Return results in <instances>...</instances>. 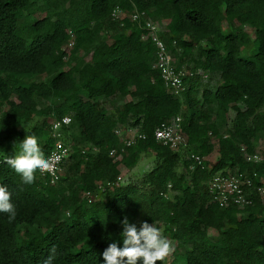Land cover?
Instances as JSON below:
<instances>
[{"label":"trees","instance_id":"1","mask_svg":"<svg viewBox=\"0 0 264 264\" xmlns=\"http://www.w3.org/2000/svg\"><path fill=\"white\" fill-rule=\"evenodd\" d=\"M116 7L127 14L121 20L112 17ZM135 11L162 25L177 67L196 73L181 96L151 67L155 45L130 19ZM119 96L128 100L111 112L104 100ZM0 109V185L17 212L11 222L0 213V264H103L110 243L123 247L126 217L138 228L162 225L189 246L169 264H264L262 198L223 208L207 188L232 169L256 173L255 185H264V162L242 153L264 139V0H0ZM66 115L72 122L63 137L74 131L79 142L60 181L52 186L37 171L32 185L23 184L6 159L26 135L47 158L51 121ZM174 116L182 118L185 152L155 137ZM118 124L145 135L120 160L110 154L121 146ZM187 152L212 159L191 171ZM146 154L154 165L140 183L107 185ZM169 183L177 193L170 200L161 194Z\"/></svg>","mask_w":264,"mask_h":264},{"label":"built area","instance_id":"2","mask_svg":"<svg viewBox=\"0 0 264 264\" xmlns=\"http://www.w3.org/2000/svg\"><path fill=\"white\" fill-rule=\"evenodd\" d=\"M125 13L120 7H116L112 11V17L114 19L121 20ZM130 19L139 24H143L144 34L143 39H151L155 45L154 59L151 61V67L160 72L161 77L164 81L167 91L174 96H181L188 88L185 78H195L196 73L191 71L186 66L180 68L176 65V59L171 56L165 41L162 39L160 33L163 31L161 24L152 20L148 17L146 12L135 11L130 14ZM143 21L144 23H141ZM74 45L73 38L68 42L67 47ZM200 75L204 80H207L208 75L200 72ZM3 110L0 109V117ZM67 121V122H66ZM72 118L68 115L61 119H55L52 124V132L55 138L54 147L46 159L51 158L53 162V173H39V175L47 179L48 183L52 186L58 184L61 179L63 170V164L68 160L72 154V147L68 145L63 137L62 129L71 124ZM115 133L120 138L121 146L119 148H113L110 151L111 156H114L116 160L123 158L127 149L135 145V143L144 139L145 135L139 134L138 131L133 127H127L122 124H118L115 128ZM155 137L158 141L164 145L170 146L176 151L185 152L188 147V138L184 134L182 126L181 116H174L171 119L163 122L155 130ZM83 152H86L83 150ZM242 153L245 160L249 163L258 164L264 162V153L260 151L249 152L245 146L242 147ZM59 156L60 160L56 162L55 158ZM186 157L190 160L189 169L194 171L197 167H204V161L206 160L203 156L187 152ZM9 159V158H8ZM6 159V160H8ZM256 173L249 174L247 172H240L238 169L228 170L225 174H217L210 178L207 183V188L212 196L213 201L218 203L223 208L230 206H237L239 208H245L253 204L255 194H258L264 203V185H255L257 178ZM263 180V178H261ZM123 176L119 177L116 182H108L107 185H118L123 183ZM104 190V186H101ZM162 196L165 199H173L174 193L172 191V184L169 183Z\"/></svg>","mask_w":264,"mask_h":264},{"label":"clouds","instance_id":"3","mask_svg":"<svg viewBox=\"0 0 264 264\" xmlns=\"http://www.w3.org/2000/svg\"><path fill=\"white\" fill-rule=\"evenodd\" d=\"M65 142L67 143L66 140ZM19 148V154L6 162L21 177L23 184L32 185L36 180L37 171L54 172L51 158H45L34 135H26ZM55 160L58 162L60 157L57 156ZM11 197L12 193L7 187L0 185V213H7L9 222L13 221L17 215ZM122 225L123 247L115 241L110 243L102 253L103 264H138V261H142V264H156V261H161L163 264L165 258L174 250L163 231L154 223L143 222L138 228L137 224L129 222L126 217Z\"/></svg>","mask_w":264,"mask_h":264},{"label":"rangeland","instance_id":"4","mask_svg":"<svg viewBox=\"0 0 264 264\" xmlns=\"http://www.w3.org/2000/svg\"><path fill=\"white\" fill-rule=\"evenodd\" d=\"M126 13H123V16H126ZM84 53L80 54L77 57V61H80L82 59H84L85 56H83ZM26 82H30V81H26ZM213 82H215V80H213ZM202 85L204 86V82L202 83ZM128 98H123V97H117L115 99H105L104 100V105L107 109H109L111 112H116L123 104H125L127 102ZM234 114L231 113L230 117L231 119L234 118L233 116ZM53 121V120H52ZM51 121V122H52ZM230 126L228 125V128ZM222 133L223 134H227L228 130L226 126H223L222 128ZM78 138V134L76 132H72V137H69V141H67V143L72 147L74 146L76 143H78L79 141ZM82 145H79V148H82ZM85 150H89L88 146L83 147L82 149ZM256 151H260L262 153H264V139L260 140L257 145H256ZM216 156V154H215ZM208 159H212V158H208ZM216 163V161H212L210 163V167H212L214 164ZM154 163H153V157L150 154H146L142 157V159L139 161V163L137 164V166H135L133 169H127V168H122V176L124 179V184H127L129 182H134V183H140L143 176L153 167ZM68 167V164L64 166L62 173L65 172V168ZM180 195V194H179ZM162 231L163 234L168 238V240L171 242V245L173 246V251L165 258V261L163 262V264H169L173 258H175L177 256L178 253H184L186 251L187 248H189V246H185L183 243L178 242L176 240H174L173 238H171V236L169 235V233H167V231L164 230V227L162 225L158 226ZM215 233L213 231H211V235H214ZM159 264H162L161 261H158ZM183 264V263H182Z\"/></svg>","mask_w":264,"mask_h":264},{"label":"crops","instance_id":"5","mask_svg":"<svg viewBox=\"0 0 264 264\" xmlns=\"http://www.w3.org/2000/svg\"><path fill=\"white\" fill-rule=\"evenodd\" d=\"M206 159H208V158H206ZM209 160V159H208Z\"/></svg>","mask_w":264,"mask_h":264}]
</instances>
